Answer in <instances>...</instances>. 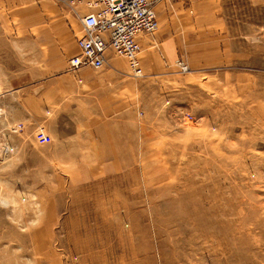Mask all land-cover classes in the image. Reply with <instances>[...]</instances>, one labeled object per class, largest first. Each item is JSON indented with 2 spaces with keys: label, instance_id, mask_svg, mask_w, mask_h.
<instances>
[{
  "label": "rangeland",
  "instance_id": "rangeland-1",
  "mask_svg": "<svg viewBox=\"0 0 264 264\" xmlns=\"http://www.w3.org/2000/svg\"><path fill=\"white\" fill-rule=\"evenodd\" d=\"M69 1L0 0V264H264V0H220L198 68L121 75L110 134L75 93L45 100V77L75 79Z\"/></svg>",
  "mask_w": 264,
  "mask_h": 264
},
{
  "label": "crops",
  "instance_id": "crops-1",
  "mask_svg": "<svg viewBox=\"0 0 264 264\" xmlns=\"http://www.w3.org/2000/svg\"><path fill=\"white\" fill-rule=\"evenodd\" d=\"M155 4L154 8L158 19L157 29L151 33H140L137 36L140 51L141 46L144 49L139 54L141 70L144 69L147 73L169 74V70L178 66V60L183 62L186 60L194 68H198L199 64L202 65L209 59L206 46L208 40L204 39L206 30L203 21L209 19L220 23L223 18L218 8H215L220 4V0H176V13H167L162 4ZM80 8L87 10L85 7ZM207 13H212V15L208 17ZM78 30L82 31L80 21L65 34V51H59L58 56L74 51L76 47L74 33ZM95 70H98L100 75H96L93 72ZM61 72L63 70H60L58 75L45 77L42 86L45 100L48 92L52 96L53 102L49 108L52 115L60 114L59 110L64 98L61 96L67 92H73L76 96V110L79 111L78 114L83 119V124L92 123L93 126L98 127L93 128V132L108 134L116 132L117 116L122 117L121 113L124 110L125 116L128 114L129 120H131L132 89L126 79L125 82L122 81L124 78L121 75L130 74L132 76L133 73L128 66V60L123 56L109 51L105 63L100 68L89 66L76 68L73 74L74 81H70L72 77L62 76L61 74L64 73ZM141 73L143 72L141 71ZM118 94L121 96L120 98H118ZM127 107L130 108L129 111ZM91 119L95 120L91 121ZM83 131L90 130L83 129ZM110 139V137H106V140ZM109 155L108 152L104 154L102 152L101 156L108 157ZM99 163H104V160Z\"/></svg>",
  "mask_w": 264,
  "mask_h": 264
},
{
  "label": "built area",
  "instance_id": "built-area-1",
  "mask_svg": "<svg viewBox=\"0 0 264 264\" xmlns=\"http://www.w3.org/2000/svg\"><path fill=\"white\" fill-rule=\"evenodd\" d=\"M68 3L74 10L79 6L87 10L79 16L82 32L75 37L77 51L66 59L67 69L100 68L111 51L127 58L134 75L141 74L137 36L158 27L154 0H70ZM33 135L40 143L50 139L42 129H36Z\"/></svg>",
  "mask_w": 264,
  "mask_h": 264
}]
</instances>
